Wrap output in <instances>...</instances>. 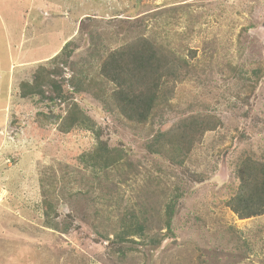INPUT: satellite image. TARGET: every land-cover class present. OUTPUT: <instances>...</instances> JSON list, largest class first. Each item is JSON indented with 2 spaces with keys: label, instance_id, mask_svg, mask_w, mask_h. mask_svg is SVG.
<instances>
[{
  "label": "rangeland",
  "instance_id": "obj_1",
  "mask_svg": "<svg viewBox=\"0 0 264 264\" xmlns=\"http://www.w3.org/2000/svg\"><path fill=\"white\" fill-rule=\"evenodd\" d=\"M72 31L71 57L39 62ZM142 38L189 75L137 124L101 69ZM39 66L42 94L22 99ZM207 115L221 125L184 166L148 150L160 132ZM100 141L124 152L119 165L84 161ZM253 161L264 166V0H0V264H264V215L242 219L229 205ZM132 215L160 245L120 242Z\"/></svg>",
  "mask_w": 264,
  "mask_h": 264
},
{
  "label": "trees",
  "instance_id": "obj_2",
  "mask_svg": "<svg viewBox=\"0 0 264 264\" xmlns=\"http://www.w3.org/2000/svg\"><path fill=\"white\" fill-rule=\"evenodd\" d=\"M69 46L70 42L56 57L66 53ZM71 55L72 52L68 51L67 57H71ZM170 59L154 42L147 38H142L136 43L110 53L101 72L107 81L117 87L116 92L113 93V102L126 120L137 124L149 122L155 116V110L162 104H168L172 99L174 92L172 85L187 79L189 64L186 61L172 62ZM43 68L41 66L35 72V81L31 84H22L20 92L22 99L42 94L41 74L45 70ZM259 73L260 71H253V75L257 78L260 76ZM78 125L91 128L93 122L87 116L81 115ZM220 125V120L211 115L189 116L168 133L160 132L154 137L153 143L148 145V150L153 154H159L160 148L164 147V154L168 157H171L172 154L170 161L182 167L190 157L191 150L202 141L204 135L207 132L215 131ZM170 134L176 138L174 142H169V137L172 136ZM97 138L100 139V136L97 135ZM107 147L100 141L94 153L84 157V161L93 160L92 166L99 170L119 165L125 157L124 152H117ZM238 175L241 183L240 189L237 195L229 201V205L242 219L264 215V166L253 161L251 165L245 164L244 168L240 167ZM177 201L178 197L173 196L166 204L164 216L168 233ZM147 228L144 220L141 223L137 216L132 215L129 224H126L123 232L117 237L121 243H134V238H138L142 239L143 245L147 244L152 247L160 245L162 238L149 236Z\"/></svg>",
  "mask_w": 264,
  "mask_h": 264
},
{
  "label": "crops",
  "instance_id": "obj_3",
  "mask_svg": "<svg viewBox=\"0 0 264 264\" xmlns=\"http://www.w3.org/2000/svg\"><path fill=\"white\" fill-rule=\"evenodd\" d=\"M65 6V3L63 5V7ZM63 7H55V6H52L50 5V7L48 8V10L50 11H47V12H53V18L52 19H59V20H62L64 23L66 22L65 21V18L62 17V8ZM44 10H45V7H43ZM43 11V10H42ZM40 11H38L39 13ZM47 12H44L47 13ZM89 16V15H87ZM64 23H60V26L64 28L65 24ZM77 27V25H76ZM73 32L72 31L71 33H63V37L60 39L59 43H58V47L56 49H52L51 53L49 54L48 57H46L45 59H42L41 61H39L40 63H42V61L46 60L47 58L51 57L52 55H54L55 53H59L63 47L69 42V40H71V38L73 37ZM17 62V61H16ZM15 62V63H16ZM37 63V62H36ZM11 167V165H10Z\"/></svg>",
  "mask_w": 264,
  "mask_h": 264
},
{
  "label": "built area",
  "instance_id": "obj_4",
  "mask_svg": "<svg viewBox=\"0 0 264 264\" xmlns=\"http://www.w3.org/2000/svg\"><path fill=\"white\" fill-rule=\"evenodd\" d=\"M7 163H8L9 165H11V162H10V160H8V161H7Z\"/></svg>",
  "mask_w": 264,
  "mask_h": 264
}]
</instances>
